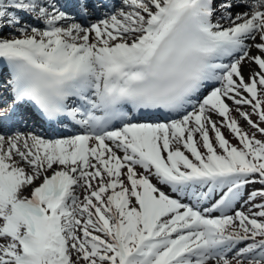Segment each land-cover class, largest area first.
I'll return each mask as SVG.
<instances>
[{"label":"snow or ice","instance_id":"1","mask_svg":"<svg viewBox=\"0 0 264 264\" xmlns=\"http://www.w3.org/2000/svg\"><path fill=\"white\" fill-rule=\"evenodd\" d=\"M261 137L264 0H0V264H264Z\"/></svg>","mask_w":264,"mask_h":264},{"label":"rangeland","instance_id":"2","mask_svg":"<svg viewBox=\"0 0 264 264\" xmlns=\"http://www.w3.org/2000/svg\"><path fill=\"white\" fill-rule=\"evenodd\" d=\"M253 119H255V117H253ZM225 134L228 136V138L231 140L232 137L227 133V131L225 130ZM262 139H264V137H261ZM233 143H236L235 140H232Z\"/></svg>","mask_w":264,"mask_h":264},{"label":"bare ground","instance_id":"3","mask_svg":"<svg viewBox=\"0 0 264 264\" xmlns=\"http://www.w3.org/2000/svg\"><path fill=\"white\" fill-rule=\"evenodd\" d=\"M245 72L247 73V69L245 70Z\"/></svg>","mask_w":264,"mask_h":264}]
</instances>
